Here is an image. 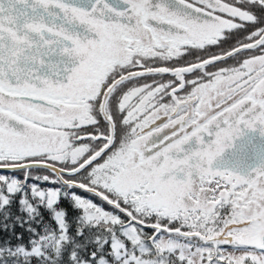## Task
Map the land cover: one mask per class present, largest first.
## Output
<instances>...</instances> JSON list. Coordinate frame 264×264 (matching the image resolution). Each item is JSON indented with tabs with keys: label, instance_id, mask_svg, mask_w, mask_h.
I'll list each match as a JSON object with an SVG mask.
<instances>
[{
	"label": "snow or ice",
	"instance_id": "1",
	"mask_svg": "<svg viewBox=\"0 0 264 264\" xmlns=\"http://www.w3.org/2000/svg\"><path fill=\"white\" fill-rule=\"evenodd\" d=\"M0 264H264V0H0Z\"/></svg>",
	"mask_w": 264,
	"mask_h": 264
},
{
	"label": "trees",
	"instance_id": "2",
	"mask_svg": "<svg viewBox=\"0 0 264 264\" xmlns=\"http://www.w3.org/2000/svg\"><path fill=\"white\" fill-rule=\"evenodd\" d=\"M15 210H16V206L13 205V211L15 212ZM74 215H75V214H71L70 217H69V219H70V220H73ZM70 227H71L72 230L74 231V230H75V223L73 222V223L70 225ZM17 231H20V229H17Z\"/></svg>",
	"mask_w": 264,
	"mask_h": 264
},
{
	"label": "rangeland",
	"instance_id": "3",
	"mask_svg": "<svg viewBox=\"0 0 264 264\" xmlns=\"http://www.w3.org/2000/svg\"><path fill=\"white\" fill-rule=\"evenodd\" d=\"M17 175H21V174L17 173ZM105 207H107V206L105 205Z\"/></svg>",
	"mask_w": 264,
	"mask_h": 264
}]
</instances>
